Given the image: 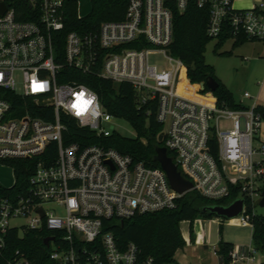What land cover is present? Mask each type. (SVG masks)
<instances>
[{"label":"built area","instance_id":"built-area-1","mask_svg":"<svg viewBox=\"0 0 264 264\" xmlns=\"http://www.w3.org/2000/svg\"><path fill=\"white\" fill-rule=\"evenodd\" d=\"M233 2L127 0L122 20L63 35L64 0H0V164L14 175L11 187H0V255L10 231L45 229V238H52L45 246L46 264H153L150 257L139 258L134 243L120 247L110 229L137 215L173 210L184 194L170 187L160 168L112 148L66 142H86L89 133L110 135L100 125L99 97L85 84L101 79L128 83L136 109H145L146 115L154 106L162 146L192 184L190 191L219 201L238 186L241 212L219 220L251 228V242L232 244L227 262L217 257L218 264H264V251L252 242L253 208L264 188V144L252 145L261 124L255 100L244 92L253 103L234 110L218 104L210 91L200 94L207 102L196 98V91L184 95L178 88L191 87L186 67L168 50L173 14L189 4L208 9L211 38L230 26L233 35L264 41V0L244 8ZM152 55H161L162 65L151 64ZM66 120L74 121L76 130ZM211 139L216 157L210 153ZM254 155L261 158L254 162ZM17 168L28 177L14 192ZM204 223L189 222L194 234L189 244L207 246L197 233ZM4 261L31 264L20 250Z\"/></svg>","mask_w":264,"mask_h":264},{"label":"trees","instance_id":"trees-1","mask_svg":"<svg viewBox=\"0 0 264 264\" xmlns=\"http://www.w3.org/2000/svg\"><path fill=\"white\" fill-rule=\"evenodd\" d=\"M127 0H90V11L84 17H78L77 0H64L63 23L64 29L61 34L76 32L81 34L96 29L103 22L122 20L125 13ZM208 9L197 8L189 4L183 13L173 14L172 42L168 46L170 55L182 61L186 67V77L190 92L197 94L209 92L205 85L209 78L217 82V88L212 92L213 98L218 104H225L227 107L237 110L245 106L234 101L230 91L222 85L214 76L213 69L204 62L205 46L215 39V47L232 39L234 46L238 47L248 41L244 34L233 35L230 26H224L216 38L207 35ZM60 49V48H59ZM85 84L97 93L104 112L126 120L136 132L135 138H129L112 131L108 137H96L89 133V140L83 142L72 138L66 142H77L79 144L101 145L112 148L122 155L130 156L135 162H142L152 168H159L154 161L155 149L162 146L157 142V136L162 131V126L155 120V108L146 115V110L136 109V96L128 83L114 84L110 81L97 79ZM30 105V99L26 100ZM13 103V102H12ZM254 112L259 114L264 122V107L256 105ZM68 128L76 130L72 120H66ZM86 132V131H85ZM210 153L216 157L217 144L215 139L210 140ZM168 157L172 158L170 152ZM12 165L20 163L12 161ZM17 167V166H16ZM16 185L12 189L19 192L21 186L26 182L28 174L16 169ZM238 197V186L230 187V194L227 198L219 201H211L201 197L195 191L185 193L177 201V207L173 210H164L152 214L137 215L122 223L113 225L110 229L116 242L120 247L132 242L139 250V258L150 257L153 264H176L175 253L181 250L187 243H193L194 234L189 227V237L183 238L179 230V223L182 221L192 222L198 215L205 218L214 215L201 213L200 209L210 205H227ZM215 217V216H214ZM253 233L252 242L255 247L264 251V217L256 215L252 221ZM48 235L45 229L38 231H26L19 234L18 231H10L7 236L6 248L0 255V264H5V259L11 256L15 250H20L31 261V264H46L48 249L43 244V239ZM232 244L219 240L215 254L220 262L226 263L227 254Z\"/></svg>","mask_w":264,"mask_h":264},{"label":"rangeland","instance_id":"rangeland-1","mask_svg":"<svg viewBox=\"0 0 264 264\" xmlns=\"http://www.w3.org/2000/svg\"><path fill=\"white\" fill-rule=\"evenodd\" d=\"M256 0H234L236 8L249 6ZM90 9L89 0H77L78 15L84 17ZM216 40H210L205 46L204 62L213 69V76L224 85L232 94L234 101H238L244 92L253 96L261 106H264V41H248L241 46H234L232 39L226 40L221 47H215ZM151 64L162 65L161 55L149 57ZM189 87L179 86L178 90L184 95L190 96ZM200 98V97H198ZM207 100V98H200ZM209 101V99H208ZM104 112V111H103ZM101 128L110 132L115 131L122 136L135 138L136 132L131 125L124 119L113 117L106 112L101 119ZM261 138V130L258 131ZM253 148L257 149L259 143L256 136L252 142ZM261 158L259 155L253 156L256 162ZM14 183L12 169L0 164V187L9 188ZM253 211L258 216L264 215V207L259 206V201L255 203ZM196 219L204 221L203 231L201 232L208 246L204 249L201 246L187 243L181 250L175 253L176 264H218L215 254L219 240L229 242L233 245H249L251 239V228L240 227L227 224L218 217H203L198 215ZM218 221V222H217ZM217 222V223H216ZM179 230L183 238L189 237V222L179 223ZM53 245L51 246V249Z\"/></svg>","mask_w":264,"mask_h":264},{"label":"water","instance_id":"water-1","mask_svg":"<svg viewBox=\"0 0 264 264\" xmlns=\"http://www.w3.org/2000/svg\"><path fill=\"white\" fill-rule=\"evenodd\" d=\"M205 85L210 92H213L217 88V82L213 78H209ZM163 134L159 133L157 136V142L161 143ZM154 161L158 163L159 168L165 173L170 187L178 194H185L192 188V184L186 180L177 170L176 166L172 162L171 158L167 155V150L163 146H158L155 149ZM243 205L242 199H235L227 205H210L204 206L200 209L201 213L206 215H214L221 219H232L239 215ZM259 206L264 207V188L261 192V198L259 200ZM52 238H44L43 244L48 246L49 241ZM207 249V246H204Z\"/></svg>","mask_w":264,"mask_h":264},{"label":"crops","instance_id":"crops-1","mask_svg":"<svg viewBox=\"0 0 264 264\" xmlns=\"http://www.w3.org/2000/svg\"><path fill=\"white\" fill-rule=\"evenodd\" d=\"M89 4H90V0H89ZM89 11H90V9H89ZM77 14H78V12H77ZM78 17H81V16L78 15ZM196 97H201V95L196 93ZM254 100H255V104L256 105H260V103L258 102V100H256L255 98H254ZM235 102H237V103H240L241 102L242 105L249 106V105H251L253 103V100L252 99H246V98H243V96H241V97H239L238 101H235ZM260 130H261V138L258 137V133H257L256 140L258 141L259 144H264V122L263 121H261V124H260V127H259V131Z\"/></svg>","mask_w":264,"mask_h":264},{"label":"bare ground","instance_id":"bare-ground-1","mask_svg":"<svg viewBox=\"0 0 264 264\" xmlns=\"http://www.w3.org/2000/svg\"><path fill=\"white\" fill-rule=\"evenodd\" d=\"M196 98H198V97H196ZM201 100H203L204 102L208 101V100H204V99H201ZM197 233H198V237H199L198 240H199L201 238V232L199 230H197Z\"/></svg>","mask_w":264,"mask_h":264}]
</instances>
